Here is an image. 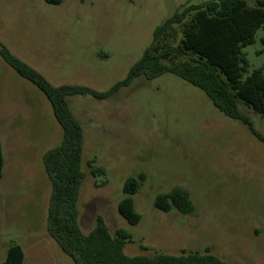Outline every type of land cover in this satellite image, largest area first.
<instances>
[{
  "label": "rangeland",
  "instance_id": "1",
  "mask_svg": "<svg viewBox=\"0 0 264 264\" xmlns=\"http://www.w3.org/2000/svg\"><path fill=\"white\" fill-rule=\"evenodd\" d=\"M210 0H0V43L52 85L108 91L127 78L155 29L183 5ZM254 4V0H249ZM260 30L244 48L250 72L264 66ZM249 72V73H250ZM85 136L79 222L91 233L101 216L109 231L130 234L128 256L212 253L230 264H264V143L228 117L208 94L173 74L138 77L105 100L68 97ZM264 134V117L242 104ZM63 142L47 96L0 55V263L20 245L24 264H75L47 230L52 182L44 155ZM104 173L92 175V167ZM145 175L133 196L142 220L120 213L124 185ZM180 187L195 211L156 207Z\"/></svg>",
  "mask_w": 264,
  "mask_h": 264
},
{
  "label": "trees",
  "instance_id": "2",
  "mask_svg": "<svg viewBox=\"0 0 264 264\" xmlns=\"http://www.w3.org/2000/svg\"><path fill=\"white\" fill-rule=\"evenodd\" d=\"M63 0H46L61 4ZM210 0L200 5L186 4L158 26L153 41L143 57L131 68L126 79L108 91H97L84 85L54 86L39 71L15 56L0 43V55L20 76L36 85L50 100L54 114L63 128V142L44 155V164L52 182L47 230L75 264H230L212 253L183 252L181 255L157 253L154 256H128L125 246L130 234L118 229L114 236L99 216L95 229L85 234L79 222V199L86 178L82 169L84 129L70 108L68 97L91 95L105 100L135 79H155L173 73L204 90L212 102L228 117L245 123L264 143L259 132L241 105L264 117V66L250 72V61L244 48L256 42L264 31V0ZM264 45V35L261 37ZM250 72V73H249ZM92 175L104 173L92 166ZM4 157L0 143V180ZM146 180L145 175L129 178L124 185L126 197L119 204V213L132 225L142 220L133 196ZM156 207L169 212L176 208L191 214L195 206L190 192L176 187L156 199ZM25 253L20 245L9 248L0 264H24Z\"/></svg>",
  "mask_w": 264,
  "mask_h": 264
},
{
  "label": "water",
  "instance_id": "3",
  "mask_svg": "<svg viewBox=\"0 0 264 264\" xmlns=\"http://www.w3.org/2000/svg\"><path fill=\"white\" fill-rule=\"evenodd\" d=\"M48 215H49V213H48Z\"/></svg>",
  "mask_w": 264,
  "mask_h": 264
}]
</instances>
